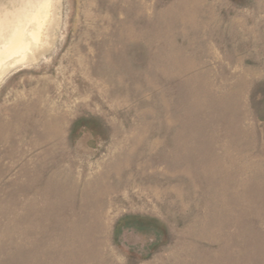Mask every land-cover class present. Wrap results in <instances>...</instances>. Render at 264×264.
Returning <instances> with one entry per match:
<instances>
[{
  "label": "rangeland",
  "instance_id": "rangeland-1",
  "mask_svg": "<svg viewBox=\"0 0 264 264\" xmlns=\"http://www.w3.org/2000/svg\"><path fill=\"white\" fill-rule=\"evenodd\" d=\"M19 38L0 264H264V0H0Z\"/></svg>",
  "mask_w": 264,
  "mask_h": 264
},
{
  "label": "bare ground",
  "instance_id": "bare-ground-1",
  "mask_svg": "<svg viewBox=\"0 0 264 264\" xmlns=\"http://www.w3.org/2000/svg\"><path fill=\"white\" fill-rule=\"evenodd\" d=\"M39 36V34H37L36 30H33L32 34H31V38H35L37 39ZM21 37V35H20ZM23 42L21 41V38H19L18 40L15 39L11 42V44L7 47V49L2 52L0 54V64H1V61L4 57H6L8 54H12V53H15L17 52L19 49H21L23 47Z\"/></svg>",
  "mask_w": 264,
  "mask_h": 264
}]
</instances>
